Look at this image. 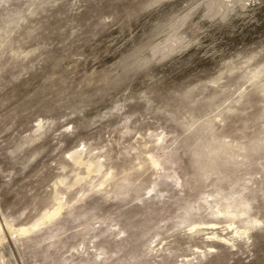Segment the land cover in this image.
Instances as JSON below:
<instances>
[{"label": "rangeland", "instance_id": "374dc122", "mask_svg": "<svg viewBox=\"0 0 264 264\" xmlns=\"http://www.w3.org/2000/svg\"><path fill=\"white\" fill-rule=\"evenodd\" d=\"M0 264H264V0H0Z\"/></svg>", "mask_w": 264, "mask_h": 264}]
</instances>
